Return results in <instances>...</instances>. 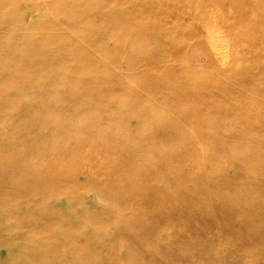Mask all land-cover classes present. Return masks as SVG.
Masks as SVG:
<instances>
[{"label":"rangeland","instance_id":"obj_1","mask_svg":"<svg viewBox=\"0 0 264 264\" xmlns=\"http://www.w3.org/2000/svg\"><path fill=\"white\" fill-rule=\"evenodd\" d=\"M0 264H264V0H0Z\"/></svg>","mask_w":264,"mask_h":264},{"label":"bare ground","instance_id":"obj_2","mask_svg":"<svg viewBox=\"0 0 264 264\" xmlns=\"http://www.w3.org/2000/svg\"><path fill=\"white\" fill-rule=\"evenodd\" d=\"M189 76V75H188ZM187 77V76H186Z\"/></svg>","mask_w":264,"mask_h":264}]
</instances>
